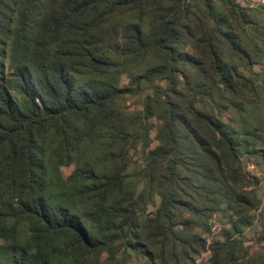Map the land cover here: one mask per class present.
<instances>
[{"label":"trees","instance_id":"obj_1","mask_svg":"<svg viewBox=\"0 0 264 264\" xmlns=\"http://www.w3.org/2000/svg\"><path fill=\"white\" fill-rule=\"evenodd\" d=\"M253 160L264 4L0 0V264H264Z\"/></svg>","mask_w":264,"mask_h":264},{"label":"rangeland","instance_id":"obj_2","mask_svg":"<svg viewBox=\"0 0 264 264\" xmlns=\"http://www.w3.org/2000/svg\"><path fill=\"white\" fill-rule=\"evenodd\" d=\"M238 1L243 5L264 4V0H238ZM127 81H128V78L124 75V76H122L121 79H118L115 82L120 84V85H124L127 83ZM141 102H142V95L139 97L128 100L126 105L129 107H132V108H141ZM154 136H155V131H153L151 133V138H150L149 143H148L149 147H154L157 144V141H156ZM253 163H255V164H250L248 166V169L252 173L259 175V176H262V173H264V165H262L261 163L255 162V160H253ZM71 169L72 168H64L63 169L64 174L65 175L69 174ZM257 192H258V196L261 198L262 205L264 207V186L262 185V183H260ZM152 209H153V206H149V210L151 211ZM215 215L217 216L218 220L222 223L224 229H228L230 227L231 217L227 211H225V212L219 211ZM257 229H258V227L254 228V229L246 228L244 230L243 238H244L246 244H248V245L254 244V238L256 235V231H258ZM198 230L200 231L199 228H197V231ZM221 236H222V234L220 233L218 236H216V239L221 238ZM205 251H206V248L199 255H197L195 257L194 264H209V260H210L211 256H208L207 254H205L204 253ZM129 253L131 255V257H129V263L130 264H145L143 259L135 260L133 258V256H132L133 251H129ZM104 256H105V259L108 257L107 254H105ZM108 260L109 259L105 260L106 263Z\"/></svg>","mask_w":264,"mask_h":264},{"label":"built area","instance_id":"obj_3","mask_svg":"<svg viewBox=\"0 0 264 264\" xmlns=\"http://www.w3.org/2000/svg\"><path fill=\"white\" fill-rule=\"evenodd\" d=\"M262 185L264 186V177L262 180ZM256 225H257V220L254 221V223L252 224V226L250 228L254 229V228H256ZM222 229H223V225L218 220L217 216L216 215L212 216L209 220V233L206 237L207 247H206V251L204 252L208 256H211L210 245L213 243L216 236H218L220 234Z\"/></svg>","mask_w":264,"mask_h":264}]
</instances>
